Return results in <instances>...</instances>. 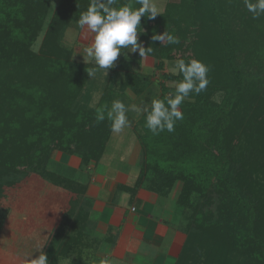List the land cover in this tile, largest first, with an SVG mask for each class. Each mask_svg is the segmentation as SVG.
<instances>
[{
  "label": "trees",
  "instance_id": "obj_1",
  "mask_svg": "<svg viewBox=\"0 0 264 264\" xmlns=\"http://www.w3.org/2000/svg\"><path fill=\"white\" fill-rule=\"evenodd\" d=\"M220 1L181 0L155 19L142 17L138 29V42L152 48L146 58L157 61L158 70L190 58L210 69L206 90L183 102V119L173 132L153 135L145 127L146 113L140 120L144 161L137 186L168 197L181 182L178 204L190 209L179 226L187 238L176 264H264V16L252 19L243 0ZM89 2L61 0L47 26L52 0H0V190L41 189L50 182L68 192L69 179L48 171L51 153L78 156L85 164L99 161L113 132L107 117L97 120V109H110L115 99L132 105L134 97L150 106L153 69L131 67L142 62L138 51L131 59L122 54L116 70L98 72L90 82L93 65L73 61L72 51L61 45ZM117 2L139 7L134 0ZM165 31L180 43L153 41ZM119 74L123 81L116 90L111 82ZM164 78L183 79L179 72ZM173 89L161 84L158 98ZM96 92L102 96L90 107ZM219 92L220 103L213 100ZM74 186L83 195L84 185ZM56 194L51 197L61 203L64 196ZM87 215L81 209L75 220L80 238ZM65 244L64 255L84 247L72 236ZM52 261L57 264V256Z\"/></svg>",
  "mask_w": 264,
  "mask_h": 264
},
{
  "label": "rangeland",
  "instance_id": "obj_2",
  "mask_svg": "<svg viewBox=\"0 0 264 264\" xmlns=\"http://www.w3.org/2000/svg\"><path fill=\"white\" fill-rule=\"evenodd\" d=\"M60 1L61 0H52L47 26L53 12L58 8ZM180 2L181 0H157L159 12L164 13L168 5L180 4ZM47 26L32 47V50L35 53H39L41 49ZM240 28L241 27L239 26V29ZM89 43L90 38L84 39L81 37V31L78 29L77 23H72L62 39L61 45L65 49L72 51L73 61L93 65L86 57L84 51ZM126 57L128 59L133 58V53H128ZM121 58L122 54L118 57L117 61L114 62L115 67L109 69L108 72L118 68ZM157 65V61L146 57L144 59L142 58L141 64L137 62H132L131 64V67L134 70H140L142 66L153 69V75L151 77L153 85L151 87V93L149 94L150 97L148 98L150 102L153 98H158L162 94L161 84L165 83L167 86L174 87V83H169L165 80V73H178V71H171L174 65L173 63H167V66L162 71L158 70ZM101 71L103 70L98 69L96 74ZM103 73L106 74L105 71H103ZM96 74L94 77H90V82L96 79ZM115 79L116 80L111 82V84H114L113 88L117 90L123 81V75L119 74ZM89 86L90 84H88L86 90L89 89ZM101 96L102 92L94 93L92 102L89 106L96 107ZM83 98L84 95L76 108L81 107L83 104ZM223 98L224 92H219L215 94L213 100L220 103ZM134 100L135 101L131 104L136 105L141 111H128L127 118L130 126L126 127L119 134H112L110 142L105 150L110 152V156H117L118 159H120L122 154H125L126 152L129 156L128 149H130L132 143L138 141L140 143L139 137L142 134L140 120L145 104L143 100H137L136 97H134ZM141 154L142 153L140 152L139 155ZM69 156L70 155L54 150L50 155V161L47 165L48 171L61 174V177L66 180L69 179L70 183L73 184V188L69 189L68 192H61L55 184L53 185L50 182L41 189H36L37 186L32 185L29 188H6L0 190V264H24L26 257L33 255L32 258H38L41 251L46 254L49 264H53L52 260L56 256L58 259L57 264H99V261L104 258L108 259L110 264H121L120 261L109 258L111 255L109 252L113 249L111 244L112 239L108 238L109 235L105 237V227L100 225L95 215H93L92 209L95 207L93 206L95 205V202L93 201L95 200L92 198V194L90 195L87 193H91V190L87 191V189H89V185L92 183L89 166L93 160L89 161L88 164H85L83 159L78 156H73L78 160L75 159L76 162L70 163ZM77 184L78 187L79 185H84L83 195L81 196H78L73 192L74 185ZM181 189L182 183L178 182L173 191L175 192V200L181 193ZM59 192L64 196L61 203L54 201L51 197L57 195L56 193ZM194 202H198L196 197L192 199V203ZM81 209L87 211L88 218L83 223L85 229L81 230L82 237L80 238V229L78 230L77 227L75 228V220ZM171 210L173 212L175 211L177 215V218L174 216V219L173 217L174 221L172 225L175 228L180 229L179 226L184 223L185 217L190 215V209L188 207L180 206L177 200L176 207L174 210ZM183 215L185 216L183 217ZM53 234L54 238H52ZM71 236L82 239L84 242V247L79 248V250L82 249V252L80 253L82 254V257H80L81 255L77 248H74V250L71 249L68 255L62 253V245L65 243L67 244L68 239H70ZM51 240H53V242ZM130 261H132V258ZM123 263L126 264L125 262Z\"/></svg>",
  "mask_w": 264,
  "mask_h": 264
},
{
  "label": "clouds",
  "instance_id": "obj_3",
  "mask_svg": "<svg viewBox=\"0 0 264 264\" xmlns=\"http://www.w3.org/2000/svg\"><path fill=\"white\" fill-rule=\"evenodd\" d=\"M134 4L139 7L129 2L118 4L117 0H90L86 10L80 13L76 21L77 27L81 31V37L90 38V43L84 51L93 64V68L88 71L91 78L98 69L108 75L109 69L115 67L114 62L121 54L127 55L138 51L144 59L152 52L151 47L146 49L138 42L139 36L143 35L138 29L142 26V17L155 19L160 15L157 0H134ZM243 5L247 12L252 14V19L256 20L264 16V0H243ZM152 39L161 42L162 45L180 43L178 37L168 31L162 35L154 34ZM124 49L127 51H122ZM171 71H178L183 79L173 82V92L163 99L153 98L150 106L142 110L146 113L145 127L153 135H159L165 130L173 132L176 121L183 119L180 106L191 94L199 95L205 91L209 83L207 78L209 67L195 58L177 59ZM129 110L141 111L136 105H126L120 99H115L110 109H97V120L102 122L107 117L111 122L112 132L119 134L130 126L127 118ZM32 257L33 255L26 257L24 264H49L46 254L42 251L38 258ZM99 264H110V261L104 258Z\"/></svg>",
  "mask_w": 264,
  "mask_h": 264
},
{
  "label": "crops",
  "instance_id": "obj_4",
  "mask_svg": "<svg viewBox=\"0 0 264 264\" xmlns=\"http://www.w3.org/2000/svg\"><path fill=\"white\" fill-rule=\"evenodd\" d=\"M128 150L129 156L126 152L120 159L105 151L89 166L92 183L87 193L95 200L93 215L105 227V237L112 239L109 258L121 264H176L186 241L185 233L172 225L177 215L171 209L178 198L174 190L162 197L145 184L137 186L143 149L138 141ZM68 158L70 163L78 160Z\"/></svg>",
  "mask_w": 264,
  "mask_h": 264
}]
</instances>
